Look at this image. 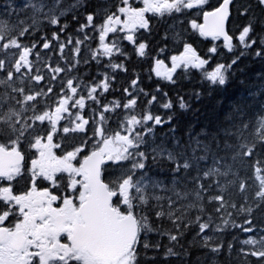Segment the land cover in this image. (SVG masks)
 <instances>
[{
	"label": "snow or ice",
	"instance_id": "obj_1",
	"mask_svg": "<svg viewBox=\"0 0 264 264\" xmlns=\"http://www.w3.org/2000/svg\"><path fill=\"white\" fill-rule=\"evenodd\" d=\"M208 3L142 0L143 6L135 7L133 0H119L117 7L98 0L92 7L88 0H7L8 19H0V264H158L173 258L177 264H218L225 250L230 258L235 253L236 264H264V103L251 117L245 105H233L223 118L228 126L211 133L189 129L181 137L173 125L157 142L156 128L176 118L171 110L188 109L182 96L173 102L162 93L161 100L134 75L121 87L126 102H103L115 73L129 71L115 60L129 58L123 42L141 58L148 54L140 35L151 34L148 13L163 20L199 8L203 23L192 19L191 28L201 37L222 38L234 54L212 64L219 54L216 44L202 58L183 43L166 70H161L165 60L154 58L151 71L171 83L178 69L191 68L204 70L203 80L211 86H224L249 49L259 44L253 54L264 57V0L236 6L247 18L238 27V43L225 27L234 0L203 10ZM69 15L77 24L74 33L61 22ZM46 25L56 31L37 41ZM180 36L170 27L161 38ZM166 50L165 44L158 56ZM90 61L102 70L85 78L79 68ZM261 91L264 84L249 95ZM141 96L146 99L137 114ZM154 104L170 114L153 113ZM113 113L115 129L108 127ZM73 134L82 138L76 142ZM66 140H73L70 150L62 147ZM25 176L24 190L18 191ZM191 230L189 247L201 252L195 256L180 243ZM230 230L246 238L233 235L225 249L222 235ZM150 234L168 243L151 240Z\"/></svg>",
	"mask_w": 264,
	"mask_h": 264
},
{
	"label": "trees",
	"instance_id": "obj_2",
	"mask_svg": "<svg viewBox=\"0 0 264 264\" xmlns=\"http://www.w3.org/2000/svg\"><path fill=\"white\" fill-rule=\"evenodd\" d=\"M16 4H20L23 1L14 0ZM71 2V0H69ZM89 4L94 7L98 0H88ZM110 2L116 3L117 7L120 6L119 0H110ZM217 1L211 2L206 5L205 8H211L216 4ZM249 2H254V0H234V6L232 8V14L230 17L229 28L234 38L238 36V27L246 22V17L241 16L237 10V5L243 6ZM7 0H0V19H8L5 15L4 5ZM91 10V9H90ZM204 10V7H203ZM242 10V7H241ZM255 12L259 13V9H254ZM202 16L201 9L187 10L182 14H176L174 17H166L163 20L149 14V23L151 26V34L149 31L141 30L140 35L143 37V41L149 46L148 54L141 58L136 55L132 50V45L128 42H123V47L127 50L129 58L125 59L121 56H116V62H123L124 65L129 69L127 72L117 71L116 82L112 85V89L109 93L105 94L103 97V102L109 104L111 101L126 102L123 99V93L121 92V87H128L130 80L133 76L140 77V87L149 93H155L161 100H163L162 93H167L168 97L175 102L177 96H182L184 100L189 104L187 110H181L178 107H174L171 112H175L176 118L173 119L171 124H165L163 127H157L155 130L157 142L161 137V134L167 132L169 128L173 125L176 126L177 135L183 137L185 132L189 129L192 130L193 134L200 132L201 130H207L209 133L216 131L220 127H227L228 125L224 121V116L226 113L232 111V106L235 104L245 105V111L248 117H251L256 111L260 109V104L264 103V91H261L255 98L251 97L249 93L257 92L262 84H264V57H257L253 53L259 44L255 45L252 49L248 50V54L242 56L238 63L233 66V69L228 72V80L224 86H211L208 82L203 80V71L201 69H178L177 73H174V79L176 83H171L161 77H156L153 75L152 71L154 64V58H160L162 55L168 56L171 53L179 51L183 47V43H193L196 49L204 56H209L208 49L216 44L219 49V54L212 57V64L216 61L228 62L233 57V53L227 52L223 47V41H212L204 39L198 33V31L193 30L190 25L192 19H200ZM62 23L67 22L69 24V31L74 33L77 24L72 21L71 15L63 18ZM173 28L176 32L181 33L180 38H172L167 41L163 40L161 37L165 33L166 29ZM56 31L55 27L44 26L42 32L36 33V40L38 41L41 35L49 34ZM122 35V34H121ZM171 35V33H170ZM113 34L109 36L111 39ZM63 38V37H62ZM98 37L96 40L92 41V47H98ZM234 43H238L236 40ZM167 45V50L163 54H159V48ZM40 50L39 48L37 49ZM240 48L237 47L236 53L239 54ZM44 54V53H42ZM55 56L56 53H53ZM86 55V54H85ZM105 63H107V58H105ZM206 69L211 70L209 66H205ZM102 69L94 62H89L86 66L81 63L79 68V74L83 75L85 78L97 75ZM151 76V78H149ZM159 87L161 92L156 93L155 90ZM130 91H133L130 89ZM195 92H200L202 95L199 99L193 95ZM146 98L141 96L138 103L137 114L139 110L144 107L143 101ZM91 104V102H89ZM94 106V105H92ZM153 113H158L162 116L170 114L163 110L159 104H154L151 106ZM119 111V110H118ZM90 108L86 107L85 113H89ZM113 119L109 121L108 127L115 129L116 121L115 115ZM235 116V114H233ZM87 117V115H86ZM127 119V116L124 117ZM64 121H61V125ZM194 126V127H193ZM91 135V132L88 133ZM76 136V142L82 138V134H73ZM73 140H66L62 142V145L71 144ZM169 145L171 141H168ZM169 226V225H166ZM264 227V224L260 225ZM195 231H189L183 239L180 241L185 248H189L193 256L201 254L199 249L190 248V242L193 241ZM236 235L239 238H246V234L240 233L238 230L226 231L222 235V239L225 243V249L227 243L232 240V236ZM149 238L151 240L160 239L161 244H167L166 238H159L155 234H150ZM238 248L239 245L237 244ZM235 253L230 258L227 251L225 250L218 257V264H236ZM254 260V258H252ZM158 264H177L176 260L173 258L168 262L160 261Z\"/></svg>",
	"mask_w": 264,
	"mask_h": 264
},
{
	"label": "flooded vegetation",
	"instance_id": "obj_3",
	"mask_svg": "<svg viewBox=\"0 0 264 264\" xmlns=\"http://www.w3.org/2000/svg\"><path fill=\"white\" fill-rule=\"evenodd\" d=\"M28 155L29 156H27L26 165L30 164V157H31L32 154H28ZM26 183H27V176H25L23 179H20L19 182L16 184L17 190L18 191L24 190V187H25ZM41 184L43 186H48L47 182H44V181H41Z\"/></svg>",
	"mask_w": 264,
	"mask_h": 264
},
{
	"label": "rangeland",
	"instance_id": "obj_4",
	"mask_svg": "<svg viewBox=\"0 0 264 264\" xmlns=\"http://www.w3.org/2000/svg\"><path fill=\"white\" fill-rule=\"evenodd\" d=\"M135 2H136V0L133 1V6H135V7H139V6L135 5ZM179 54H180V52L177 53V54H173V55H179ZM202 58H203V57H202ZM164 60H165V67L161 69L162 71L166 70L167 67H171V60H170V57H169L168 59H164Z\"/></svg>",
	"mask_w": 264,
	"mask_h": 264
},
{
	"label": "water",
	"instance_id": "obj_5",
	"mask_svg": "<svg viewBox=\"0 0 264 264\" xmlns=\"http://www.w3.org/2000/svg\"><path fill=\"white\" fill-rule=\"evenodd\" d=\"M228 22H229V20L226 22V25H225V27H226V31H228ZM228 33H229V31H228ZM230 34V33H229ZM231 35V34H230Z\"/></svg>",
	"mask_w": 264,
	"mask_h": 264
}]
</instances>
